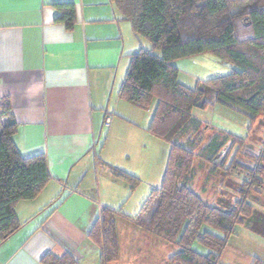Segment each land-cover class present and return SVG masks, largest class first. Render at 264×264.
I'll return each mask as SVG.
<instances>
[{"label":"crops","instance_id":"obj_1","mask_svg":"<svg viewBox=\"0 0 264 264\" xmlns=\"http://www.w3.org/2000/svg\"><path fill=\"white\" fill-rule=\"evenodd\" d=\"M64 3L74 5L71 30L54 23ZM146 46L109 0H0V100L18 123L14 145L24 156L44 154L50 175L35 199L16 205L22 226L0 243V264H41L47 254L101 264L88 234L105 208L121 213V237L135 232L127 218L146 197L111 169L137 177L123 157L131 140L152 139L150 117L119 98L130 56ZM150 255L141 264L160 260Z\"/></svg>","mask_w":264,"mask_h":264},{"label":"trees","instance_id":"obj_2","mask_svg":"<svg viewBox=\"0 0 264 264\" xmlns=\"http://www.w3.org/2000/svg\"><path fill=\"white\" fill-rule=\"evenodd\" d=\"M138 39L149 43L130 56L119 98L139 109L156 107L148 134L169 144V157L162 186L152 190L135 216L127 218L136 227L179 251L172 264H215L228 237L243 220L253 219L246 195L260 186L257 174H249L239 202L225 210L221 200L208 207L201 198L178 182L190 172L193 159L214 165L228 141L242 140L232 134L214 132L199 152L188 134L208 127L192 115L204 109L208 97L212 105L227 107L244 116L248 123L264 115V0H109ZM54 23L71 30L75 9L71 3L55 5ZM210 54L231 67L228 75L198 81L193 89L178 80L175 61ZM18 128L8 100H0V243L22 226L16 216L19 202L37 197L50 180L44 154L22 155L13 142ZM225 156L220 163L223 165ZM231 164V168L233 167ZM131 189L137 180L130 174L111 169ZM121 213L102 209L88 239L98 249L101 264L116 262L119 256L116 217ZM215 233H218L216 235ZM197 241L211 253L202 256L191 249ZM41 264H78L69 255L51 254Z\"/></svg>","mask_w":264,"mask_h":264},{"label":"rangeland","instance_id":"obj_3","mask_svg":"<svg viewBox=\"0 0 264 264\" xmlns=\"http://www.w3.org/2000/svg\"><path fill=\"white\" fill-rule=\"evenodd\" d=\"M140 41L146 42L147 48L145 49H149L148 41L144 39ZM173 64L179 69V82L190 89H193L198 81L205 82L228 75L232 69L210 54L181 59ZM208 102L211 105L206 108L192 110V115L208 127H202L199 134H188L182 141L188 138L196 141L198 146L196 153H198L200 147L216 131L232 134L242 140L237 141L236 144L231 140L228 141L214 165L200 159H193L194 165L192 163L190 172L178 182V186L184 185L186 188L198 189L199 191L195 190V193L208 207L217 206L220 199H223L221 200L223 207L225 210H230L234 203L241 200V192L244 193L243 183L247 180V176L257 174L261 185H253L245 198L253 208V219L248 221V227L245 225L247 220H243L242 225L234 228V232L228 237L226 247L215 264H264V115L248 123L244 116L231 109L212 105L210 97H208ZM155 107L156 101L152 100L147 109L141 110L145 120L150 117L151 121ZM146 138L147 136L131 140L132 150L129 158L127 154L123 157V163L135 169L139 175L132 176L137 180L135 187L138 188V192L142 191V197H147L152 190L161 188L170 149L168 143L153 137L146 146ZM115 143L124 145L119 136L115 137ZM223 156L225 159L221 165L220 161ZM232 162L234 163L231 168ZM208 174L209 178H207ZM210 174L213 177H210ZM209 185L214 186L212 190ZM128 204L131 205V203ZM129 227L135 228V232H126L122 237L117 229L119 256L118 260L113 263L132 264L131 259L135 258V263L141 264L144 260H151L150 252H152L154 258H160L156 264H172L170 259L179 251L175 244H168L156 237L153 239L138 233L137 227L132 223ZM215 234L219 236L218 233ZM121 248L126 250L120 256ZM191 249L202 256H208L211 253L207 247L197 241L191 244Z\"/></svg>","mask_w":264,"mask_h":264},{"label":"built area","instance_id":"obj_4","mask_svg":"<svg viewBox=\"0 0 264 264\" xmlns=\"http://www.w3.org/2000/svg\"><path fill=\"white\" fill-rule=\"evenodd\" d=\"M109 123H110L109 121H106L105 126L108 127L109 126Z\"/></svg>","mask_w":264,"mask_h":264}]
</instances>
